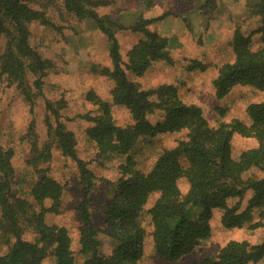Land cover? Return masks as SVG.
I'll return each instance as SVG.
<instances>
[{
    "label": "trees",
    "instance_id": "16d2710c",
    "mask_svg": "<svg viewBox=\"0 0 264 264\" xmlns=\"http://www.w3.org/2000/svg\"><path fill=\"white\" fill-rule=\"evenodd\" d=\"M50 1L0 0V39L7 41L8 48L0 61V70L29 104H32V89L40 91L45 63L29 50L27 29L33 22L48 25L44 9L51 4ZM59 1L69 14L92 21L109 41L112 69L100 74L114 83L112 104L125 107L133 121L132 125L116 127L109 105L94 96L91 102L97 107V114L84 118L91 123L86 129V136L96 144L97 154L125 155L141 138L187 132L186 140L164 150L149 172L138 170L131 159L119 166L120 177L102 213L104 233L112 242L110 254L103 255L99 250V230L90 218L88 195L94 186V176L87 169V163L77 159L72 134L58 122L54 126L49 124V137L52 136V142L62 156L76 163L83 186L84 199L77 208L79 253L84 257L81 264H139L146 237L145 229L139 222L144 213L151 224L149 235L152 248L167 262L190 254L209 237V220L214 210H223L220 221L226 228L249 222L255 209L264 208V177L242 179L244 172L250 169L264 173V101L247 107L246 113L251 120L248 128L235 121L210 128L198 108L180 101L175 87L162 85L143 91L126 79V72L140 76L154 62H170L167 40L146 30L150 21L139 17L130 27L132 31L143 33L145 39L129 52L123 68L115 34L124 28L108 17H99L93 11V4L86 0ZM141 3L149 7L151 1L141 0ZM247 11L249 16L263 17L264 0H257ZM262 22L261 28L257 29L262 47L255 51L250 50V37L234 32L231 44L234 61L221 66L212 81L218 99L236 85L256 89L263 87L264 20ZM191 68L203 70L204 66L192 62ZM27 72L37 77L31 86L26 81ZM87 100H90L88 95ZM46 110L57 118V112L50 104H46ZM156 111L163 114V120L151 124L147 117ZM233 133L254 137L258 141V148L244 152L238 162L230 158ZM29 134H32V126L29 127ZM30 146V165L35 167L48 161L51 144L45 143L41 148L35 143ZM12 156V150L0 147V238L7 245L10 239L14 240L7 253L0 256V264H41L48 257H53L55 264H74L65 230L43 222L42 202L48 199L53 203L51 208L56 207L60 186L45 177L30 186L28 194L39 207L36 211L32 203L17 196L11 187L14 174ZM179 179L188 184L184 196L177 186ZM247 191L251 196L243 211L237 213L238 205L227 207V200H241ZM153 194H157V198L151 208L144 211ZM195 207L200 209L198 215L187 217L188 208ZM28 232L35 234L33 241L22 239ZM263 257L264 240L258 245L230 242L215 257L202 259L201 263L249 264Z\"/></svg>",
    "mask_w": 264,
    "mask_h": 264
},
{
    "label": "rangeland",
    "instance_id": "374dc122",
    "mask_svg": "<svg viewBox=\"0 0 264 264\" xmlns=\"http://www.w3.org/2000/svg\"><path fill=\"white\" fill-rule=\"evenodd\" d=\"M86 1L93 4V11L99 17H108L124 28L115 34L123 68L129 52L145 39L143 33L130 29L139 17L150 21L146 26L149 33L167 40L170 62H154L140 76L126 72V79L131 83L143 91L162 85L175 87L180 101L198 108L210 128L232 121L246 128L250 126L246 109L264 101V85L261 89L236 85L218 99L212 81L221 66L234 61L231 44L235 31L250 37L251 51L262 47L257 29L263 25L264 16H249L247 13L249 6L257 0H150L149 7L141 0ZM50 2L44 9L48 25L33 22L27 29L29 50L45 63L40 91L32 89V104L24 101L0 70V147L12 150V189L17 196L32 203L36 211L39 207L28 194L30 186L44 177L60 186V199L56 207L51 208L53 203L48 199L42 202L43 222L47 226L65 230L74 264H81L84 257L79 253L77 208L84 199L83 186L76 163L62 156L52 142V136L49 137V124L54 126L58 122L66 132L72 134L77 159L87 163V169L94 176V186L88 195L90 218L99 230V250L103 255L110 254L112 242L104 233L102 213L120 177L119 166L131 159L138 170L147 173L164 150L172 149L178 142L186 140L187 132L141 138L125 155L99 156L96 144L86 136V129L91 123L84 118L97 114V107L91 102L94 96L109 105L116 127L133 124L125 107L112 104L113 81L100 74L112 69L109 41L92 21L69 14L59 0ZM6 47L7 41L0 39V61L8 49ZM192 62L200 63L204 69L191 68ZM35 78L27 72L29 86ZM87 95L90 100H87ZM46 104L56 110L57 118L46 110ZM147 119L155 124L163 120V114L156 111ZM30 126L32 134H29ZM31 143L38 148L45 143L51 144L48 161L35 167L28 163ZM257 148L258 141L254 137H244L239 133L231 135L230 158L233 162H238L244 152ZM263 177L264 173L256 169L242 175L243 180ZM177 186L184 196L188 191L187 182L179 179ZM250 196V191H247L241 200L229 199L226 205H238L239 213L245 209ZM156 198L157 194H153L148 199L144 211L151 208ZM199 211L197 207L188 208L187 217L197 216ZM222 215L223 210L212 212L209 237L193 252L174 262H167L152 248L149 235L151 224L144 213L139 222L145 229L146 237L139 264H202V259L215 257L230 242L258 245L264 240V208L255 209L251 220L239 227H224L220 221ZM34 238L35 234L28 232L22 239L33 241ZM9 242L7 245L0 238V256L7 253L14 240L10 239ZM41 264H55V261L53 257H48ZM249 264H264V257Z\"/></svg>",
    "mask_w": 264,
    "mask_h": 264
}]
</instances>
